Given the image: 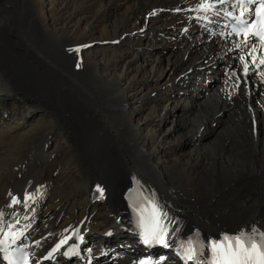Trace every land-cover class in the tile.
I'll return each instance as SVG.
<instances>
[{"label":"bare ground","instance_id":"bare-ground-1","mask_svg":"<svg viewBox=\"0 0 264 264\" xmlns=\"http://www.w3.org/2000/svg\"><path fill=\"white\" fill-rule=\"evenodd\" d=\"M235 3L0 0V219L35 262L77 238L55 264L142 256L125 221L135 189L191 238L260 240L264 47L227 35L218 16Z\"/></svg>","mask_w":264,"mask_h":264},{"label":"snow or ice","instance_id":"snow-or-ice-1","mask_svg":"<svg viewBox=\"0 0 264 264\" xmlns=\"http://www.w3.org/2000/svg\"><path fill=\"white\" fill-rule=\"evenodd\" d=\"M255 2L259 4V12L256 13L255 9L252 11L253 14L261 17V28L260 31L253 33V35L259 36L260 41L264 43V0H255ZM201 7L207 10L209 5L202 4ZM244 35L247 37L248 32H245ZM252 51L255 52L256 49L253 48ZM241 59L244 60V58ZM260 63L264 64V59H261ZM248 71V63L244 60L243 73L247 75ZM98 191L101 192V195L103 194L102 189H98ZM16 203H20V201L13 199V204ZM136 211L138 214L137 225L140 228L139 235L143 243L145 245L158 243L168 247V229L162 223L163 219L166 218V213L162 211L161 207L155 201L149 200L147 205L137 208ZM0 217H2V213H0ZM5 228L7 229L6 231ZM0 232L3 233L4 237V239L0 240V253H7L9 238L12 243H15L20 239L21 234L12 231V225L7 224L2 219H0ZM64 243H66V240L57 244L53 252L58 250ZM207 247L210 249L211 256L201 259V257H204V245L201 243L198 248L196 242L189 238L186 245H181V256L185 260V264H188L189 261L192 264H264V234H261L259 241L253 237L245 239L243 232L234 236L225 234L221 240L210 241ZM4 258L8 260V264H18L17 260L11 255H5ZM22 264H28L27 256H23ZM140 264H150V262L142 260Z\"/></svg>","mask_w":264,"mask_h":264},{"label":"rangeland","instance_id":"rangeland-1","mask_svg":"<svg viewBox=\"0 0 264 264\" xmlns=\"http://www.w3.org/2000/svg\"><path fill=\"white\" fill-rule=\"evenodd\" d=\"M100 45V43H96V42H93V44H91V45H86V46H84V49L85 50H93V48H95V47H97V46H99ZM229 67H234V66H229ZM235 68V67H234ZM233 69H229V68H224L223 69V73L221 74V75H219V78H221L222 80H223V78L226 76V75H228L227 73L228 72H231ZM235 72V71H234ZM210 80V82H212V83H216V85H215V83H214V87H218L220 84H222L223 82L222 81H215V78L214 77H211V79H209ZM199 97H197V99H198ZM228 118H223V124L225 123V120H227ZM261 119V121H263V123H264V119L261 117L260 118ZM260 119H259V121H260ZM186 142H189V138L185 141V142H182V143H180L181 145H184ZM54 146H55V144H51L50 145V148L51 149H53L54 148ZM182 228H184V230L186 229L185 228V223H184V225L182 226ZM113 235V234H112ZM107 236H109L108 234H107ZM211 241V240H210ZM140 252H143L142 250L140 251ZM99 257H100V255H99ZM107 258H108V256H107ZM110 258V257H109Z\"/></svg>","mask_w":264,"mask_h":264}]
</instances>
